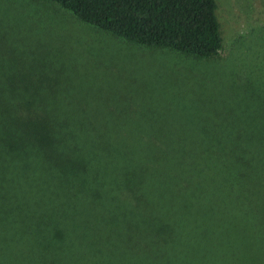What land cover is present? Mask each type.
<instances>
[{
	"label": "rangeland",
	"instance_id": "rangeland-1",
	"mask_svg": "<svg viewBox=\"0 0 264 264\" xmlns=\"http://www.w3.org/2000/svg\"><path fill=\"white\" fill-rule=\"evenodd\" d=\"M214 2L222 46L215 59L199 62L115 39L44 0H0V29L13 30L7 43L18 39L17 46L35 49L33 58L41 60L43 71L55 72L58 82L85 105V124L96 132L103 129L110 143L155 146L205 140L206 126H230L226 120L238 111L243 122L222 136L253 125L264 141V0ZM40 162L47 173H23L0 205V264H264V245L256 247L253 232L240 228L231 215L234 207L210 203L204 197L210 191L199 198L167 190L149 194L151 201L136 209L135 216L143 224H156L155 230L134 235L133 251L124 254L120 238L108 239V233L122 234L115 218L123 211L117 204L75 194L90 191L44 193L34 187L111 186L121 175L73 174L52 160ZM178 174L126 176L132 178L129 186L135 180L176 186L172 180ZM117 203L133 207L129 201ZM100 205L112 218L98 217ZM129 213L125 211L127 218L134 215Z\"/></svg>",
	"mask_w": 264,
	"mask_h": 264
},
{
	"label": "trees",
	"instance_id": "trees-1",
	"mask_svg": "<svg viewBox=\"0 0 264 264\" xmlns=\"http://www.w3.org/2000/svg\"><path fill=\"white\" fill-rule=\"evenodd\" d=\"M44 1L115 39L143 48L169 50L180 55L179 59L189 58L191 62L215 59L222 46L214 0ZM12 31L10 27L0 29V205L10 188L17 187L16 180L23 173H47L49 168L40 165V161L52 160L58 169L73 174L121 175L114 177L111 186L34 187L42 188L44 193L59 188L69 191L99 188L113 197L110 204H117L123 211L115 218L122 224V234L108 233V239L120 238L118 243L126 247L124 254L135 246L131 244L134 235L147 233L149 227L153 228L151 232L155 230L156 224H143L136 219L135 210L151 201L149 194L166 190L187 192L195 198L210 191L204 197L210 203L234 207L228 208L229 212L233 209L231 215L239 220L244 232H253L256 247L262 248L264 141L260 138L263 135L252 125L243 126L240 134L231 135L230 129L227 136H222L230 126L243 122L239 111L235 118L226 120L230 126H206L205 140L202 136L194 141L155 146L110 143V136L103 129L96 132L85 124V105L80 104L74 91L69 92L58 82L55 72L43 71L41 60L33 58L35 49L17 46L18 39L6 42ZM3 38L5 47L1 46ZM231 75L235 78V70ZM241 78L242 83L251 84L246 77ZM54 87L65 92H53ZM126 173L179 174L172 180L176 186H148L151 184L148 181L138 180L136 185L129 186L132 178ZM198 184L215 186H190ZM117 201H129L133 207L123 208ZM125 211L134 215L127 218ZM98 217L103 216L98 213Z\"/></svg>",
	"mask_w": 264,
	"mask_h": 264
},
{
	"label": "crops",
	"instance_id": "crops-1",
	"mask_svg": "<svg viewBox=\"0 0 264 264\" xmlns=\"http://www.w3.org/2000/svg\"><path fill=\"white\" fill-rule=\"evenodd\" d=\"M62 189H64V188H62ZM83 190H85V189H83ZM90 190H92V191H90V192H77V194H86V195L88 194V195H90V197L87 198L86 201L99 203V204L105 203V202H111L110 200L113 198V197L106 195V192H101L99 190V188H92ZM101 190H103V189H101ZM99 214L103 217H106V216L110 215L111 213H110V211H106L105 209L101 208L99 211Z\"/></svg>",
	"mask_w": 264,
	"mask_h": 264
}]
</instances>
